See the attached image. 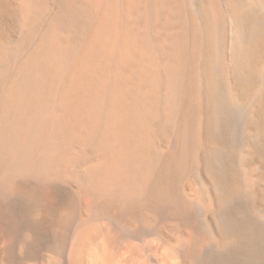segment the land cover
I'll return each mask as SVG.
<instances>
[{
    "label": "bare ground",
    "instance_id": "6f19581e",
    "mask_svg": "<svg viewBox=\"0 0 264 264\" xmlns=\"http://www.w3.org/2000/svg\"><path fill=\"white\" fill-rule=\"evenodd\" d=\"M0 225L7 264H264V0H0Z\"/></svg>",
    "mask_w": 264,
    "mask_h": 264
},
{
    "label": "clouds",
    "instance_id": "9594fccd",
    "mask_svg": "<svg viewBox=\"0 0 264 264\" xmlns=\"http://www.w3.org/2000/svg\"><path fill=\"white\" fill-rule=\"evenodd\" d=\"M10 223L14 225V219ZM31 238L32 234L29 232L24 233L22 238H18L12 227L9 226L6 228L0 225V257H2L7 264L8 253L11 250H15L16 254L23 256L26 251V243H30ZM45 264H59V260L49 254L45 257ZM174 264H181V262L177 258Z\"/></svg>",
    "mask_w": 264,
    "mask_h": 264
}]
</instances>
